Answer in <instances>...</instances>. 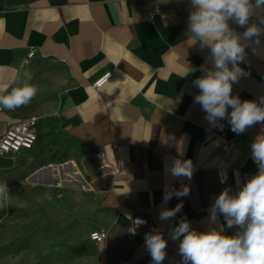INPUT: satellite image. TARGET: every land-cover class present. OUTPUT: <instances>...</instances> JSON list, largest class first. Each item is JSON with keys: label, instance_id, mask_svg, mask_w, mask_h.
I'll return each instance as SVG.
<instances>
[{"label": "crops", "instance_id": "obj_1", "mask_svg": "<svg viewBox=\"0 0 264 264\" xmlns=\"http://www.w3.org/2000/svg\"><path fill=\"white\" fill-rule=\"evenodd\" d=\"M250 5L244 27L228 21L244 46L237 65L243 74L231 94L260 104L264 3L250 0ZM153 10L158 13L151 18ZM194 10L191 0H0V95L26 84L38 89L28 105L1 108L0 137L12 124L37 116V133L43 135L39 145L52 141L47 133L53 124L62 136L97 155L99 163L117 169L106 170L97 211L84 229L87 234L107 231L99 243L90 239L99 264H152L144 237L153 231L167 241L162 264H183V237L173 241L171 233L185 218L196 231L215 229L229 236L241 231L228 227L220 213L213 221L211 208L221 192L235 195L258 173L250 145L264 136V125L237 135L224 119L218 121L221 130L194 102L199 93L194 81L215 70L210 48L188 31ZM253 26L261 34L244 39ZM32 48V62L21 67ZM108 71L111 79L94 87ZM35 146L16 156L0 154V175L26 165ZM175 159L192 161L191 180L167 171ZM166 186H187L189 195H173L165 203ZM181 203L174 218L159 219L162 211ZM137 215L148 225L132 232Z\"/></svg>", "mask_w": 264, "mask_h": 264}, {"label": "clouds", "instance_id": "obj_2", "mask_svg": "<svg viewBox=\"0 0 264 264\" xmlns=\"http://www.w3.org/2000/svg\"><path fill=\"white\" fill-rule=\"evenodd\" d=\"M191 3L195 10L189 15L188 31L202 46L210 48L215 69L194 81L199 89L194 102L201 105L209 123L221 130L223 125H218V121L224 119L228 120L231 131L237 135L256 124L264 125V98L257 104L253 100L241 101L239 96L231 94L233 83L243 74L237 65L243 60L244 46L240 37L230 30L228 21L234 20L244 27L250 17V0H191ZM261 3L264 0H257V6ZM261 32L255 26L248 27L243 37L251 39ZM37 91L35 85L28 84L12 88L7 95H0V108L14 111L26 106ZM250 148L258 173L247 179L235 195H230L228 190L221 192L211 208L213 221L220 213L228 227L236 225L241 231L232 236L215 229L196 231L190 229L186 218L182 219L172 231L171 239L175 241L183 237L179 244L183 264H264V136H257ZM167 171L174 178L191 180L193 163L191 160L175 159ZM3 190L4 186H0V192ZM173 195L187 196L189 187L169 190L166 186L164 202H168ZM182 207L181 203L174 209L162 211L159 219L167 221L174 218ZM135 222L138 225L146 223L140 219ZM144 239L152 264H162L167 241L154 231L145 234Z\"/></svg>", "mask_w": 264, "mask_h": 264}, {"label": "rangeland", "instance_id": "obj_3", "mask_svg": "<svg viewBox=\"0 0 264 264\" xmlns=\"http://www.w3.org/2000/svg\"><path fill=\"white\" fill-rule=\"evenodd\" d=\"M47 134L52 141L39 145L43 135L37 133L26 165L0 175V264H99L84 229L97 211L106 169L53 124ZM59 168L61 186L59 175L39 177Z\"/></svg>", "mask_w": 264, "mask_h": 264}, {"label": "built area", "instance_id": "obj_4", "mask_svg": "<svg viewBox=\"0 0 264 264\" xmlns=\"http://www.w3.org/2000/svg\"><path fill=\"white\" fill-rule=\"evenodd\" d=\"M158 10H153L150 12L151 18L157 15ZM36 54V49L32 48L27 56L23 58L21 62V67L29 65L34 56ZM113 75L112 71H108L100 76L95 82L94 87L98 88L103 86L108 80L111 79ZM1 110V108H0ZM39 118L37 116H31L25 120L19 121L17 123L12 124L8 127L6 132L0 137V154L2 155H11L16 156L23 150H30L34 147L35 142L37 140V124ZM101 169L109 170L110 173H115L117 171L116 168L112 167L108 164H103ZM140 219L145 221L144 224H136V220ZM148 225V219L144 216H134L132 221L131 231L135 232L136 229L140 227H145ZM107 237V231L102 230H94L90 233V239L94 242H101L105 240Z\"/></svg>", "mask_w": 264, "mask_h": 264}, {"label": "bare ground", "instance_id": "obj_5", "mask_svg": "<svg viewBox=\"0 0 264 264\" xmlns=\"http://www.w3.org/2000/svg\"><path fill=\"white\" fill-rule=\"evenodd\" d=\"M66 164H64V166H65ZM52 165H50V167H51ZM53 166H57V165H53ZM59 167L61 166V165H58ZM55 170L56 169H54V170H49V172L48 173H45V172H43L42 173V175H40L39 177H41V176H44V175H48L50 178H55L56 176H60L61 177V179H60V183H59V186H61L63 183H62V181H63V172H62V170L59 168L56 172H55ZM69 174H72V173H69ZM75 176V175H74ZM84 188H86V186H84Z\"/></svg>", "mask_w": 264, "mask_h": 264}]
</instances>
